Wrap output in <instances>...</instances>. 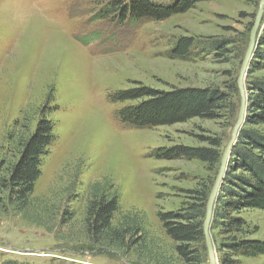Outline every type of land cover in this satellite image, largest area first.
I'll use <instances>...</instances> for the list:
<instances>
[{
  "label": "rangeland",
  "instance_id": "1",
  "mask_svg": "<svg viewBox=\"0 0 264 264\" xmlns=\"http://www.w3.org/2000/svg\"><path fill=\"white\" fill-rule=\"evenodd\" d=\"M109 1L0 0V159H14L10 150L42 117L55 123L31 207L19 213L6 200L9 191L0 188V264H182L158 213L178 209L189 190L216 180L220 165L159 159L152 152L209 147L210 139L226 144L235 123L228 116L197 117L135 128L118 116L130 102L111 98L141 84L223 87L227 71L240 73L261 0H208L164 20L124 24L97 17ZM181 37L196 38L202 48L194 47L189 59L171 56ZM225 40L231 43L214 46ZM107 178L117 186L123 213H145L150 250L139 248V255L92 248L87 187ZM246 216L258 226L253 237L264 240V211ZM240 264H264V255Z\"/></svg>",
  "mask_w": 264,
  "mask_h": 264
},
{
  "label": "trees",
  "instance_id": "2",
  "mask_svg": "<svg viewBox=\"0 0 264 264\" xmlns=\"http://www.w3.org/2000/svg\"><path fill=\"white\" fill-rule=\"evenodd\" d=\"M203 1L208 0H176L169 4L153 0H111L97 17L112 18L120 24L164 20L186 13ZM249 39L248 36L245 48ZM257 40L246 83V120L231 152L214 208L211 233L214 234L212 237L220 264H240L242 258L264 255V240L253 237L259 230L258 226L246 216L247 211H264V74L257 75L264 72V16ZM230 43V40L217 41L214 46L219 49ZM199 46L202 48L196 38L181 37L170 54L175 58L189 59L191 50ZM226 73L229 82L223 87L164 90L141 84L116 91L111 99L116 103L130 102L118 111V116L122 122L135 128L171 125L197 117L217 119L228 116L235 123L241 104L239 69L234 75L231 71ZM54 140L55 123L48 117H42L35 131L18 140L10 150L12 155L15 153V158L0 159V188L9 191L6 200L19 213H25L32 205L36 184L43 173V159L50 153ZM209 144V147L164 146L156 148L152 155L159 159H198L219 166L227 143L210 139ZM7 164L5 173L3 168ZM214 182L215 178L201 188L189 190L188 200L178 209L160 210L158 213L166 234L175 243L174 250L182 264H210L204 221ZM87 195L85 224L92 248L124 249L135 254H139V248L150 250L154 242L147 241L145 213H123L117 186L111 178L90 183Z\"/></svg>",
  "mask_w": 264,
  "mask_h": 264
},
{
  "label": "water",
  "instance_id": "3",
  "mask_svg": "<svg viewBox=\"0 0 264 264\" xmlns=\"http://www.w3.org/2000/svg\"><path fill=\"white\" fill-rule=\"evenodd\" d=\"M263 16H264V0H261L255 22L251 30L248 48H247V51H246V54L243 60V64H242V67L239 73V78H238L239 90L241 94V104H240L239 114H238L237 120L233 128L231 139L229 140L225 148V152H224L221 164H220V169L217 174L214 185L212 187V190H211V193L208 199V203H207L206 218L204 221V234H205V240H206V246L208 249L210 264H220L219 259H218L217 249L214 244V240H213L212 233H211L214 208H215V204L218 198L219 191L223 184V180L225 178L231 152L238 140L239 132L241 128L243 127L245 120H246L248 102H247L245 83H246V77H247L248 70H249V65H250V62L253 56V52L255 50L258 33H259V30L261 29Z\"/></svg>",
  "mask_w": 264,
  "mask_h": 264
}]
</instances>
